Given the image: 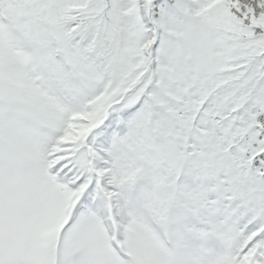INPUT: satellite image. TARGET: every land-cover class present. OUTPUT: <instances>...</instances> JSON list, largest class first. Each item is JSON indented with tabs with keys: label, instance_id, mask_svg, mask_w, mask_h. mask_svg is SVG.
Listing matches in <instances>:
<instances>
[{
	"label": "snow or ice",
	"instance_id": "obj_1",
	"mask_svg": "<svg viewBox=\"0 0 264 264\" xmlns=\"http://www.w3.org/2000/svg\"><path fill=\"white\" fill-rule=\"evenodd\" d=\"M0 264H264V0H0Z\"/></svg>",
	"mask_w": 264,
	"mask_h": 264
}]
</instances>
